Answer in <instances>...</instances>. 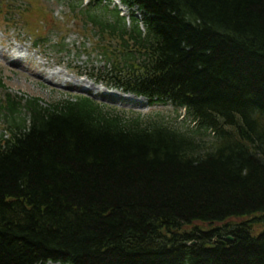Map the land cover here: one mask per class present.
Returning a JSON list of instances; mask_svg holds the SVG:
<instances>
[{"label":"trees","instance_id":"16d2710c","mask_svg":"<svg viewBox=\"0 0 264 264\" xmlns=\"http://www.w3.org/2000/svg\"><path fill=\"white\" fill-rule=\"evenodd\" d=\"M122 1L143 31L85 11L118 44L100 76L184 109L193 129L84 97L28 102L24 125L7 97L0 264H264L249 224L221 231L227 250L208 249L216 231L189 229L264 213V0Z\"/></svg>","mask_w":264,"mask_h":264},{"label":"rangeland","instance_id":"374dc122","mask_svg":"<svg viewBox=\"0 0 264 264\" xmlns=\"http://www.w3.org/2000/svg\"><path fill=\"white\" fill-rule=\"evenodd\" d=\"M13 1V11L10 17L12 21L16 24L12 25V22H8L6 25H0V44H2L3 46L2 49V46L0 45V55L4 56L5 60H7L10 67L15 68L20 73L8 68L6 62L2 60V57H0V83L5 88V90H8L9 92L15 95H24L26 97H39L41 100L44 101V103L59 101L60 97H63L64 94L83 93L86 95H90L99 102L110 104L111 106L120 107L118 108V110H132L141 114L161 113L170 120H175L176 123H174V125H182L178 118V114L180 113H177L176 109H174L173 107L169 105L151 106L146 102L136 100L128 95H123L122 92L115 89H110L105 85L99 83L98 78L95 75V71L93 72L92 68H95L100 65V59L98 58V54L96 52L90 53V55H88V51H91L89 49V46L93 47L92 45L94 44H92V42L90 43L89 40L85 39V37H83L81 34V30L77 29L76 27L73 28L71 30V33H69V35L65 38L62 36V31L66 25H60L57 23L56 29L53 26L49 25L46 26V30L48 31L50 27L52 34L46 35L41 41L34 40L33 37H30V35H28V33L24 31L25 25L23 22L24 17L22 16V12L24 11V8H28L29 11H32V8L28 4H32L36 7V0ZM40 1L42 3V10H46L49 15L53 13L55 18L58 17V20L60 22L64 21L63 18H66L67 15V5L65 4V2L60 1L57 4L59 0ZM74 1L77 4L82 3V5L84 6L85 3L88 2V0ZM119 3L120 2L118 0L114 1L113 4H106L103 2L101 7L107 5L108 11H112L115 9L114 6L118 5ZM19 7L22 10H20ZM97 12L99 13V10ZM121 12L126 15L127 10L124 8V10ZM2 13H5L4 10H2ZM2 26L4 27L2 28ZM67 26L70 28L73 27L71 22L67 24ZM3 29L8 31V35L16 34V36H18V39L24 38L25 42H23L22 46L31 45L34 43H42L38 44L35 47L36 50L40 49L42 54L38 53L37 55H35L34 52H30L29 55L34 58V60H38L39 57H42L44 62H46V59L48 57L47 55H49L52 61H59L63 65L62 67H58L53 66L51 63L48 62L44 64L46 70L50 71L53 67V69L56 68L60 71H50L49 75L45 76V79H43V81L35 80L39 79L41 75L45 72V70L40 69V66L33 62L32 69L30 71L21 69V59L20 61H17L18 59L15 58V56H12L8 52H6L7 50H10V39L7 40L8 37H6L3 41H1V39H3L4 37V34L1 31ZM62 43H64L65 46L63 47V50L60 51V45ZM11 44L12 46L20 45L12 38ZM39 63L42 64L41 62ZM22 66L28 68L30 66L29 60L23 61ZM76 70L80 71L82 77H87L88 80H86L89 82V84L85 82L82 88L66 89L64 86L67 85H65V83L59 79L65 80L66 83L70 82L74 87H77L75 86V84L78 85L79 82L75 80L77 77L73 76L76 73ZM62 71H64L66 75ZM49 76L52 77V79L57 80L58 83L53 85L50 83H46V81L48 82L51 79ZM65 76H67L68 78H73L68 80L65 79ZM68 86H70V84ZM79 87H81V84ZM2 95H4V93H2Z\"/></svg>","mask_w":264,"mask_h":264},{"label":"bare ground","instance_id":"6f19581e","mask_svg":"<svg viewBox=\"0 0 264 264\" xmlns=\"http://www.w3.org/2000/svg\"><path fill=\"white\" fill-rule=\"evenodd\" d=\"M7 40H9V38H8ZM20 43H23V40H20ZM9 46H10V47H9L10 50H7L6 52H8L9 54H11L12 56H13L14 53H16V52L19 53V52H20V47H21V46H16L15 49L12 48L11 43H10ZM13 49H14V51H13ZM26 57H27V55L25 54V55L22 56V59H25ZM15 58L18 59L17 61H20V59H19L18 57L15 56ZM77 82H79V83H78V85L75 84V86L79 87L80 84H81V81H77ZM67 83H70V82H67Z\"/></svg>","mask_w":264,"mask_h":264}]
</instances>
